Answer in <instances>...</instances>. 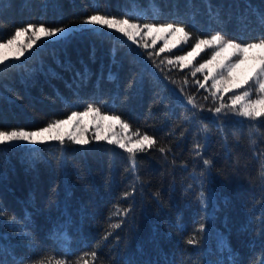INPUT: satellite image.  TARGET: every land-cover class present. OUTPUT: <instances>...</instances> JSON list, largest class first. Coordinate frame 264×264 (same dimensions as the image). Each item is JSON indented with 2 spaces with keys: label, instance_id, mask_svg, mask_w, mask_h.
<instances>
[{
  "label": "trees",
  "instance_id": "1",
  "mask_svg": "<svg viewBox=\"0 0 264 264\" xmlns=\"http://www.w3.org/2000/svg\"><path fill=\"white\" fill-rule=\"evenodd\" d=\"M97 11L182 23L199 37L264 36V0H0V41L28 23L78 25ZM104 32L76 31L0 67V130L39 129L91 103L157 146L133 169L127 152L93 137L0 145V264H264V122L213 116L196 76L166 63L183 49L150 59L159 44Z\"/></svg>",
  "mask_w": 264,
  "mask_h": 264
},
{
  "label": "snow or ice",
  "instance_id": "2",
  "mask_svg": "<svg viewBox=\"0 0 264 264\" xmlns=\"http://www.w3.org/2000/svg\"><path fill=\"white\" fill-rule=\"evenodd\" d=\"M260 23L264 26V13L260 16ZM104 29L109 30V33L120 34L124 43L130 42V44H135L138 48L145 50L154 49L157 41L163 40V47L159 48V51H148L147 54L150 59L154 56L158 57L162 52H171L178 45L183 47L191 44L192 49L187 55H176L174 58L166 59V63L173 67H188L202 52L211 50L209 59L198 65H192L194 68L192 76L202 73L204 74V81H210V87L207 90L211 99L216 102V106L208 109V111L217 118L231 114L250 122H264V36L248 42L228 38L219 32L210 36L199 37L194 36L182 23L142 22V17L138 14H125L118 18L110 13L97 11L86 16L76 26L66 24L62 27H49L43 23H28L25 26L15 28L14 34L10 38L0 41V67L12 66L14 61H19L21 57L29 53L34 45L39 46L38 42L62 41L76 31L105 35ZM169 37L173 39L169 40ZM149 38L151 43H149ZM10 51L12 52L11 57L8 55ZM225 53L227 55H224ZM160 63L164 64L165 60H161ZM205 69L208 71L205 72ZM197 84L202 89L206 88V83L198 80ZM229 92L232 94L226 100L225 94ZM204 99L208 100L209 97L206 96ZM187 103L192 105L194 109L203 108V105H197L195 98L190 95L187 97ZM88 116H91L94 121L101 122L96 124L97 134L93 139L107 141L108 144L118 146L127 152L133 169L138 153L157 146L154 137L147 133H141L139 128L132 130V125L122 119L119 114L105 113L100 106L91 103L87 104L83 111H73L66 119L53 120L47 126L37 130H26L25 128L0 130V145L15 146L25 142L36 145L47 141H58L60 144L71 142L87 145L89 140L84 137L87 129L82 126V121L84 117ZM104 121L110 122L107 125L108 135L103 134L105 126L102 122ZM65 126H72L73 130L65 133L63 131ZM117 127L118 131H114ZM207 130V125L201 129L203 132H207ZM65 135L67 140H65ZM252 143L255 144V141ZM196 147L201 148V145L197 144ZM159 151L164 152L165 149L161 147ZM203 163L209 168L212 166L211 161L207 159H204ZM260 175L262 187H264V163L261 164ZM128 211L125 209L124 214L126 215ZM3 212L4 210L0 208V215ZM120 227L121 223L109 225L110 229H119ZM187 243L192 245L198 241L189 238ZM88 255L93 261L97 258L95 252ZM40 264H65V261L56 260L53 262L47 258L40 261ZM78 264H89V260L81 258V262ZM233 264H239V261L234 258Z\"/></svg>",
  "mask_w": 264,
  "mask_h": 264
},
{
  "label": "rangeland",
  "instance_id": "3",
  "mask_svg": "<svg viewBox=\"0 0 264 264\" xmlns=\"http://www.w3.org/2000/svg\"><path fill=\"white\" fill-rule=\"evenodd\" d=\"M70 26H76V25H70ZM21 39H24V38H21ZM125 39H126V38H125ZM172 39H173L172 37H169V40H172ZM149 43H151L150 38H149ZM38 44L41 45L42 43L38 42ZM157 44H159V47H158V50H157V51H159V48L163 47V40H158V41H157ZM157 44H156V45H157ZM188 45H189V44H188ZM188 45H184L183 47H181V46L178 45L177 48L172 49V50L183 49V51H180L179 53H177V54H175V55H173V56H170L169 58H174V56H176V55H187V53H188L189 51H191V49H192V46H188ZM35 47H37V46L34 45L32 50H34ZM32 50H30L29 53L32 52ZM29 53H26L25 56L28 55ZM8 55L11 57V56H12V52L10 51V52L8 53ZM224 55H227V53H225ZM210 57H211V50H205V52H202L199 56H197V57L192 61V65H198L199 63H203L204 60L209 59ZM22 58H23V57H21L20 59H22ZM225 62H226V61H225ZM192 65H189L188 67H183L182 69H189V73L192 75V71L194 70V68L192 67ZM180 68H181V67H180ZM207 71H208V70L205 69V72H207ZM238 71H239V70H238ZM203 75H204V74H202V73H197V74H196V79H195V81H196V83H197L198 80H199L200 82H202V83H206V88H203V89H206V90H207V88L210 87V81L205 82L204 79H203ZM197 85H198V84H197ZM198 87H199V85H198ZM201 89H202V88H201ZM208 92H209V91H208ZM231 94H232L231 92L226 93V94H225V99L227 100V97L230 96ZM72 112H73V111H72ZM72 112H71V113H72ZM71 113H69L67 116H65V117L62 118V119H66ZM235 117H236V116H235ZM237 118H239V117H237ZM98 123H101V122H99V121H94L93 118H92L91 116H88V117H84V118H83L82 126L85 127V128L87 129V131L84 133V137H85V138H87L88 140H90V137H94V136L97 134V131H96V124H98ZM102 123H103L104 126H105L103 134H104V135H108L109 133H108V131H107V125H108L110 122H109V121H104V122H102ZM35 130H37V129L35 128ZM72 130H73V127H72V126H65V128L63 129V131H64L65 133H67V132H71ZM114 131H118V127H117L116 129H114ZM65 138L67 139L66 135H65ZM95 140H96V139H95ZM47 142H49V141H47ZM20 145L36 146V145H38V144H36V145H32V144H28V143L25 142V143H22V144H20Z\"/></svg>",
  "mask_w": 264,
  "mask_h": 264
}]
</instances>
